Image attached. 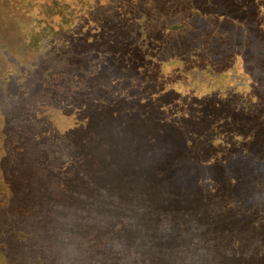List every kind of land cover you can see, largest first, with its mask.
<instances>
[{"label":"trees","instance_id":"1","mask_svg":"<svg viewBox=\"0 0 264 264\" xmlns=\"http://www.w3.org/2000/svg\"><path fill=\"white\" fill-rule=\"evenodd\" d=\"M39 1L0 0V126H11L17 117L9 109L20 105L25 113L16 123L25 133L12 140L16 155L27 159L12 176L27 179L25 195L41 183L51 199L43 216L63 225L68 215L63 234L55 229L53 237L71 244L63 253L70 264H264V95L237 86L240 67L195 46V31L177 20H225L230 35L264 49L254 0L192 16L162 3L159 13L146 6L136 14L124 0L118 12L133 13L122 20H132L128 40L122 32L117 37L112 17L95 21L107 32L110 56L119 47L125 61L140 62L131 86H119L124 91L87 86L106 52H85L64 36L51 41L49 26L37 19ZM67 56L79 66L86 60V78L72 81L83 80L85 90L71 91L61 77L63 91L46 102L41 94L60 81L54 70L68 74ZM38 84L37 95L28 96L24 88ZM19 91L25 106L16 100ZM27 206L24 214L37 212Z\"/></svg>","mask_w":264,"mask_h":264},{"label":"rangeland","instance_id":"2","mask_svg":"<svg viewBox=\"0 0 264 264\" xmlns=\"http://www.w3.org/2000/svg\"><path fill=\"white\" fill-rule=\"evenodd\" d=\"M124 0H41L38 3L42 14L39 15L41 19L40 23H46L49 27L48 38L51 41H55L52 37H66L75 39L78 42V46L81 47L85 52L97 53L99 51L106 52V60L99 63L96 70L93 71L92 76L88 77V85L91 87H99L107 85L108 90L111 89H122L119 86L130 87L132 82V77L138 76V69L141 66L134 63L131 65L130 62L124 60V55L119 47H113L112 55L109 54V48L104 45V36L107 32L104 30L100 31V26L97 25L95 21H99L102 24L104 20L111 17L113 21H116L117 25V37L122 32L124 36H128L127 31L129 22L132 20H126L122 22L124 17L128 14H133L129 12L127 14H120V4ZM126 1V0H125ZM133 7H130L133 12L138 14V9L143 7L145 10H149L151 13H159V8L161 3L168 6H173V9L178 11V7L184 8L182 14L192 16L195 13H199V9L203 12L204 10H210L212 13L216 11L217 8L221 7L223 3L229 6V2L237 3L241 7V3L250 2L251 0H199L198 7L193 8L185 3L189 0H127ZM180 1V2H178ZM240 3V4H239ZM95 5L96 13L93 15H88V10ZM254 5L261 11L262 25H264V0H254ZM172 9V10H173ZM212 15V14H211ZM198 16L197 18H191L186 16H181L177 20L184 22L190 30L195 31L194 45L203 49L207 54L215 57L218 61L228 62L232 64H237L240 67V72H238L236 85L239 86L243 84L242 90L248 91L253 95H264V49L257 48L256 45H251L249 41L242 42V39L237 35H230L227 31L228 23L223 21L215 25L214 21L205 15ZM128 17V16H127ZM44 19V20H43ZM190 21L189 24L186 22ZM94 20V21H93ZM212 22V24H210ZM210 24V25H209ZM121 26V27H120ZM108 27V26H107ZM213 29L216 30L213 33ZM107 31H110L108 29ZM226 31V32H225ZM239 33V30H235ZM251 32L255 33L256 29H251ZM224 33L226 36H224ZM104 35V36H103ZM109 35V34H108ZM52 36V37H50ZM129 39V36L126 37ZM116 43V42H115ZM110 44L113 45L112 42ZM109 44V45H110ZM251 46L252 48H248ZM111 50V48H110ZM91 54V53H90ZM243 54V55H242ZM36 55V54H35ZM89 55V54H88ZM118 55V56H117ZM91 56V55H89ZM214 58V59H215ZM26 58H23L25 60ZM34 61L36 57H32ZM64 61L67 62L68 74L66 76H59L57 70H54L53 74L60 81L55 85L54 89H47L44 95L41 94L43 99L47 102H54L55 98L52 92H62V79L66 84L71 83L74 78H86L80 72V67L84 69V63L86 60L80 61V66L78 62H74L72 56L63 57ZM140 59V57H139ZM142 61V60H141ZM245 61V63H243ZM124 62V63H123ZM242 64V66H241ZM132 67H131V66ZM11 66L14 67L15 63L11 61ZM94 74V75H93ZM80 79V80H81ZM79 81V80H78ZM74 80L70 84L71 91H76L79 88V92L85 90V85L83 80L78 82ZM68 82V83H67ZM82 83V84H81ZM41 87L38 84L34 87H26L25 92L28 96L37 95L35 89ZM67 95L71 96L69 89L66 87L65 90ZM16 100L19 104L26 103L23 99L24 94L19 91L15 92ZM54 97V98H53ZM264 107V102H263ZM21 106H14L11 110L14 113V119L21 118L22 110ZM9 113L5 115L8 116ZM16 118V119H17ZM11 121V126L7 129L0 126V264H70L71 260H68L63 253L70 250L71 244L66 238H61L60 241L56 242L54 239V230H58L62 235L65 226L69 222L68 215L65 217L64 224H58L55 222L54 215L41 214L45 210H48V204L51 199H47L48 196L41 189V183L37 186V180L40 179V173H37L34 177L33 184L36 186V190L40 188V191H35L30 195H25L23 193L22 185L24 188L27 186V179L22 177L16 178L12 176L13 173L17 175V171L21 170V167L25 166V159L27 157H22L21 155H16L14 149V143L12 138L22 136L25 131L21 129L23 125L18 124L20 119ZM22 119V118H21ZM21 121V120H20ZM23 132V133H22ZM21 139V137H19ZM4 148V151L1 149ZM11 186V190L7 191L3 184ZM31 189L32 186H31ZM30 190V189H29ZM27 190V191H29ZM25 192V191H24ZM23 193V194H22ZM46 199V200H45ZM31 207H36L35 213L29 215L24 214L23 210ZM39 210H38V209ZM28 213V211L26 212ZM39 216L42 217L39 218ZM78 240L72 242L73 246L78 244ZM58 243L59 245H55ZM77 247V246H76ZM72 250V248H71Z\"/></svg>","mask_w":264,"mask_h":264}]
</instances>
